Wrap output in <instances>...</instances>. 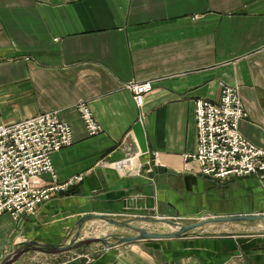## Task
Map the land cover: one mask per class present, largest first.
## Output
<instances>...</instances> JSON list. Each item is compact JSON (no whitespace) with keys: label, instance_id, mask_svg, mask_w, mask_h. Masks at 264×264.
Returning <instances> with one entry per match:
<instances>
[{"label":"crops","instance_id":"crops-1","mask_svg":"<svg viewBox=\"0 0 264 264\" xmlns=\"http://www.w3.org/2000/svg\"><path fill=\"white\" fill-rule=\"evenodd\" d=\"M131 80L153 81L142 108L124 87ZM225 85L237 90L247 113L241 134L264 148V0H0V124L58 111L74 135L72 145L52 155L58 179L84 177L34 215L2 214L0 260L25 241L68 243L89 214L188 222L264 213V174L220 180L186 158L198 148L196 101L219 103ZM82 101L100 134H88L77 109ZM191 177L217 183L200 191ZM91 230L131 233L92 220L82 236ZM197 233L33 251L13 264L77 256L79 264H264V249L229 251L222 243L225 234L264 235V220Z\"/></svg>","mask_w":264,"mask_h":264},{"label":"built area","instance_id":"built-area-1","mask_svg":"<svg viewBox=\"0 0 264 264\" xmlns=\"http://www.w3.org/2000/svg\"><path fill=\"white\" fill-rule=\"evenodd\" d=\"M124 87L132 92L139 108L154 89L151 80H131ZM77 109L88 134H100L102 126L89 103L82 101ZM246 116L243 101L231 86L223 87L219 103L197 100L198 148L186 158L196 159L203 175L220 180L264 174V148L247 140L239 129ZM73 143L72 126L59 118L58 111L1 123L0 216L8 213L19 220L34 215L58 193L82 181L83 175H77L60 182L52 160L54 152ZM116 165L121 167L123 163L119 161ZM46 174L51 176L49 181L43 178ZM77 257L58 264H66Z\"/></svg>","mask_w":264,"mask_h":264},{"label":"water","instance_id":"water-1","mask_svg":"<svg viewBox=\"0 0 264 264\" xmlns=\"http://www.w3.org/2000/svg\"><path fill=\"white\" fill-rule=\"evenodd\" d=\"M194 183L202 191L206 189L209 184L214 183L211 179H204L199 177H191ZM131 207V206H130ZM136 207V205L132 206ZM92 220H102L108 224L124 227L131 231L130 234L116 235L110 234L106 236H94L85 238L82 236V229L85 223ZM264 220V213L249 214V215H235V216H220L210 217L205 219L192 220L189 222H181L175 219L165 217H147L137 216L127 219H117L115 217L105 214H89L83 216L79 221V228L74 237L68 243L50 244L41 243L36 240L25 241L13 246L0 260V264H13L17 262L25 254L33 251H40L49 254L65 253L84 245L92 243H104L107 247H114L135 241L149 240V239H169L188 237L191 235H198L197 230L203 229L210 225L224 224V223H240L248 221ZM143 221L149 223H156L161 227V230H150L143 226L137 225L136 222ZM172 228V230H169ZM113 239V241L110 240ZM222 243L229 251H250L264 249V235L248 236V235H233L225 234ZM80 259L76 258L66 264H79Z\"/></svg>","mask_w":264,"mask_h":264},{"label":"rangeland","instance_id":"rangeland-1","mask_svg":"<svg viewBox=\"0 0 264 264\" xmlns=\"http://www.w3.org/2000/svg\"><path fill=\"white\" fill-rule=\"evenodd\" d=\"M81 182V181H80ZM74 186V185H73ZM72 187V186H71ZM51 201V200H50ZM49 202V201H48ZM47 203V202H46ZM24 217H26V216H24ZM189 222V221H188ZM94 232H96V230H91V232L90 233H88V236L89 237H94V236H96L95 234H94ZM86 237V236H85ZM91 257V256H90ZM91 259H93V257H91L90 258V261H91Z\"/></svg>","mask_w":264,"mask_h":264}]
</instances>
